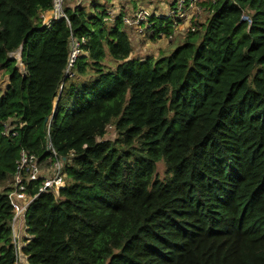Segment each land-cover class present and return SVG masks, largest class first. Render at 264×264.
Masks as SVG:
<instances>
[{
    "label": "trees",
    "instance_id": "trees-1",
    "mask_svg": "<svg viewBox=\"0 0 264 264\" xmlns=\"http://www.w3.org/2000/svg\"><path fill=\"white\" fill-rule=\"evenodd\" d=\"M91 4L46 28L51 0H0V185L47 140L67 175L29 205L19 262L0 191V264H264V0H202L205 20L155 57L134 54L123 10L106 23ZM71 35L85 54L65 77ZM9 117L25 124L6 137Z\"/></svg>",
    "mask_w": 264,
    "mask_h": 264
},
{
    "label": "built area",
    "instance_id": "built-area-1",
    "mask_svg": "<svg viewBox=\"0 0 264 264\" xmlns=\"http://www.w3.org/2000/svg\"><path fill=\"white\" fill-rule=\"evenodd\" d=\"M94 0H51V7L41 14V25L49 28L53 21L63 19L69 23L67 17L68 10H74L76 7L90 5ZM202 0H172L166 4L164 12L157 9L150 2L148 6H137L131 8L126 14L122 15V21L127 29L130 42L133 47H136L135 39H144L145 45H150L151 41L156 43H169L174 36L193 32L198 28L199 14L202 12L200 2ZM215 3L216 0H211ZM105 10L103 20L106 23H112L115 18L120 15L119 7H112ZM48 13V15H47ZM170 18L172 20V33L166 35L162 31L155 32L153 25L157 19ZM246 19L247 16H243ZM86 42V38L69 37V48L66 67L64 69L65 77H72L73 67L77 58L84 55L82 45ZM21 47V46H20ZM20 47L17 58L21 56ZM25 123H15L12 117L7 118L2 122V135L9 137L14 136L16 125L22 127ZM49 125V124H48ZM46 153L37 155L25 148H21L17 157L14 160V168L11 175L1 184V191L5 192L12 208L11 230L12 242L16 248L17 261H21V247L25 244V215L29 205L41 193H53L58 196L59 190L66 185L65 159L57 154L49 140L46 141ZM73 155V151L69 156Z\"/></svg>",
    "mask_w": 264,
    "mask_h": 264
},
{
    "label": "rangeland",
    "instance_id": "rangeland-1",
    "mask_svg": "<svg viewBox=\"0 0 264 264\" xmlns=\"http://www.w3.org/2000/svg\"><path fill=\"white\" fill-rule=\"evenodd\" d=\"M95 1L98 3L97 10H99V11L102 10V6H104L105 10H109L111 8L110 4H112V7H116V9L119 7L120 11L123 10L124 14H126L128 11H130L131 8H135L137 6L146 7L150 3V0H131V1H129V3L122 6V3H124L123 0H95ZM171 1L172 0H151V3L157 9H160L162 12H164V8H167L166 4H168ZM92 5L93 4H90L91 9L93 7ZM201 7H202V12H201V14H199V18L197 21L198 25H199V23H201L202 21L205 20L206 13H207V6L201 5ZM86 9L89 10L88 6ZM182 42H183V39L181 37H175L171 43H168L169 46L167 47V49L163 50V52L164 53L171 52L173 49H175ZM155 43H156L155 41L150 42V44H155ZM162 43L167 44V43H165V41ZM18 54H19L18 51H15L14 53H11L10 56H14L17 58ZM108 57H110L109 54H108ZM17 61L18 62L16 63V67L22 71V66L19 63V60H17ZM106 65L110 68H112V66H113L111 61H108V60H106ZM82 78H83V76H77L75 79L78 80V79H82ZM7 83H8V74L5 71H3L2 69H0V90L5 88ZM105 138H108V139H114L115 138V132H114L113 128L108 127V132L105 135ZM165 171H166V166H165L164 161L163 160L158 161L156 163V166H155L154 175L159 177L160 179H163L167 176ZM0 187H1V185H0ZM0 191H1V189H0Z\"/></svg>",
    "mask_w": 264,
    "mask_h": 264
},
{
    "label": "crops",
    "instance_id": "crops-1",
    "mask_svg": "<svg viewBox=\"0 0 264 264\" xmlns=\"http://www.w3.org/2000/svg\"><path fill=\"white\" fill-rule=\"evenodd\" d=\"M144 39H135L136 47L134 49V54H140L142 57L147 55L157 56L160 50H165L169 46V44L164 43H155L150 45H145L143 43ZM144 55V56H143ZM140 56V57H141ZM23 260V257H21V261Z\"/></svg>",
    "mask_w": 264,
    "mask_h": 264
},
{
    "label": "water",
    "instance_id": "water-1",
    "mask_svg": "<svg viewBox=\"0 0 264 264\" xmlns=\"http://www.w3.org/2000/svg\"><path fill=\"white\" fill-rule=\"evenodd\" d=\"M20 49H22V47H20ZM47 120V119H46Z\"/></svg>",
    "mask_w": 264,
    "mask_h": 264
},
{
    "label": "bare ground",
    "instance_id": "bare-ground-1",
    "mask_svg": "<svg viewBox=\"0 0 264 264\" xmlns=\"http://www.w3.org/2000/svg\"><path fill=\"white\" fill-rule=\"evenodd\" d=\"M47 15H48V13H47Z\"/></svg>",
    "mask_w": 264,
    "mask_h": 264
}]
</instances>
